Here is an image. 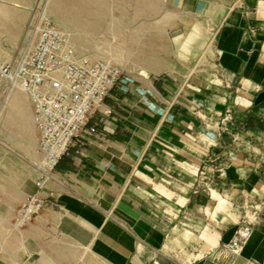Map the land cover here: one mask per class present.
<instances>
[{
    "label": "crops",
    "instance_id": "1",
    "mask_svg": "<svg viewBox=\"0 0 264 264\" xmlns=\"http://www.w3.org/2000/svg\"><path fill=\"white\" fill-rule=\"evenodd\" d=\"M182 2L190 13L201 10L216 22V79L154 73L136 77L133 85L121 80L108 91L86 124L98 136L71 145L58 160L53 185L41 190L48 203L37 224H54L57 237L85 245V254L73 255L70 264H264V152L258 150L264 147V0ZM15 97H21L17 103ZM7 103L35 163L39 154L28 96L15 90ZM225 108L234 117L236 141L218 135L211 124L206 128L196 114L213 123L218 117L211 113ZM202 184L210 192L197 187ZM19 189L29 192L15 204L7 196L1 200L0 208L10 210L0 215L6 226L35 186L31 191V181L24 179ZM249 204L256 206L251 234L231 256L222 244ZM177 224L216 242L182 263L162 248L168 231L173 240L184 235ZM39 248L38 263L27 264H50L46 247Z\"/></svg>",
    "mask_w": 264,
    "mask_h": 264
},
{
    "label": "rangeland",
    "instance_id": "2",
    "mask_svg": "<svg viewBox=\"0 0 264 264\" xmlns=\"http://www.w3.org/2000/svg\"><path fill=\"white\" fill-rule=\"evenodd\" d=\"M99 1L102 2L100 19L95 20L91 30H85L53 16L50 11L58 7L54 0H0V64L19 60L32 44L34 26L46 18L68 36L77 56L105 58L118 65L124 84L133 85L136 77L154 73L174 78L195 75L216 79L212 47L216 22L205 18L201 10L190 13L182 0ZM6 10L15 12L16 16L8 17ZM4 89L0 83V186H12L17 192L6 193L0 187V203L7 196L15 204L29 192L18 191L22 181L30 180L32 191L39 174L31 146L23 147L20 131L9 118L13 109L7 103L9 91L5 93ZM53 172L45 180L44 188L53 185ZM216 193L212 196H218ZM44 208L20 230H11L0 222V264L38 263L41 245L46 247L44 259L50 264H70L73 255L85 254L83 243L78 245L67 235L57 237L54 224H37L45 216ZM9 211L0 208V215L6 216ZM53 211L57 215L62 213L56 207ZM30 226L32 229L28 230ZM175 228L184 231V235L172 240V230L166 232L162 248L182 263L191 261L215 242L201 232L183 229L181 224ZM189 249L198 252L193 254Z\"/></svg>",
    "mask_w": 264,
    "mask_h": 264
},
{
    "label": "built area",
    "instance_id": "3",
    "mask_svg": "<svg viewBox=\"0 0 264 264\" xmlns=\"http://www.w3.org/2000/svg\"><path fill=\"white\" fill-rule=\"evenodd\" d=\"M33 36L29 50L19 60L0 64V83L5 87L4 92L18 88L28 96L39 154L35 191L27 194L13 211L9 221L11 230H20L29 224L47 205V196L41 190L68 148L74 144L82 146L90 137L98 136L94 126L86 125L88 118L123 76L121 68L105 58L77 56L68 36L46 18L34 26ZM196 114L204 120L206 128L211 124L218 135L226 134L237 140L231 128L234 117L228 108L212 112L218 117L213 123L205 120H209L206 114ZM258 150L262 154L264 147ZM220 174L224 171L220 170ZM197 187L210 192L208 184ZM255 210V205L245 206L231 238L222 244L229 255L241 252L251 234Z\"/></svg>",
    "mask_w": 264,
    "mask_h": 264
},
{
    "label": "bare ground",
    "instance_id": "4",
    "mask_svg": "<svg viewBox=\"0 0 264 264\" xmlns=\"http://www.w3.org/2000/svg\"><path fill=\"white\" fill-rule=\"evenodd\" d=\"M54 1L58 3V7L53 8L50 11V13L56 18L69 20L73 26L80 28V29L91 30L93 24L96 22L95 20H97L101 16L102 2L99 0H84V3H80L78 0H54ZM82 7H86L89 10L87 11L83 10ZM5 14L8 17L16 16L15 12L10 11V10H6ZM151 62H157V61L151 60ZM148 86H150L149 82H148ZM15 90H20V89L12 88L9 91V94L11 92H14ZM20 98L21 97H15L12 100L15 103H17L20 100ZM212 194H215V192L212 191ZM171 239L173 240V236H171ZM215 242L211 244L206 249V251L209 250L215 244Z\"/></svg>",
    "mask_w": 264,
    "mask_h": 264
}]
</instances>
